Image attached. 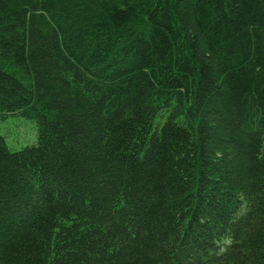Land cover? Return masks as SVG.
<instances>
[{
    "label": "trees",
    "instance_id": "trees-1",
    "mask_svg": "<svg viewBox=\"0 0 264 264\" xmlns=\"http://www.w3.org/2000/svg\"><path fill=\"white\" fill-rule=\"evenodd\" d=\"M0 264H264V0H0Z\"/></svg>",
    "mask_w": 264,
    "mask_h": 264
},
{
    "label": "rangeland",
    "instance_id": "rangeland-1",
    "mask_svg": "<svg viewBox=\"0 0 264 264\" xmlns=\"http://www.w3.org/2000/svg\"><path fill=\"white\" fill-rule=\"evenodd\" d=\"M0 137L12 152L31 147L37 139L36 122L17 114L0 113Z\"/></svg>",
    "mask_w": 264,
    "mask_h": 264
}]
</instances>
